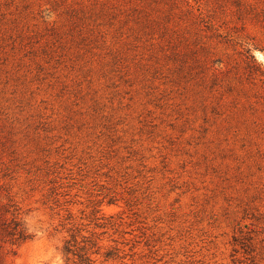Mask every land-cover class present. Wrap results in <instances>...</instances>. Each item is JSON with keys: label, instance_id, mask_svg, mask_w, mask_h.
I'll list each match as a JSON object with an SVG mask.
<instances>
[{"label": "rangeland", "instance_id": "1", "mask_svg": "<svg viewBox=\"0 0 264 264\" xmlns=\"http://www.w3.org/2000/svg\"><path fill=\"white\" fill-rule=\"evenodd\" d=\"M31 215L94 264H264V0H0V264Z\"/></svg>", "mask_w": 264, "mask_h": 264}, {"label": "clouds", "instance_id": "2", "mask_svg": "<svg viewBox=\"0 0 264 264\" xmlns=\"http://www.w3.org/2000/svg\"><path fill=\"white\" fill-rule=\"evenodd\" d=\"M27 232L39 238V243L20 250V254L13 258L14 264H65L61 251V238L46 239L47 233L43 229L47 226L44 217L31 215L24 217Z\"/></svg>", "mask_w": 264, "mask_h": 264}, {"label": "trees", "instance_id": "3", "mask_svg": "<svg viewBox=\"0 0 264 264\" xmlns=\"http://www.w3.org/2000/svg\"><path fill=\"white\" fill-rule=\"evenodd\" d=\"M17 235L22 240H26L29 236L22 230L18 231ZM81 242L77 241L76 237H72L71 240L64 242L62 247V253L64 256L65 264H94L95 260L91 258L93 254H100V247L97 242L91 238L82 237ZM94 252H92V250ZM105 261L110 259V254L105 253Z\"/></svg>", "mask_w": 264, "mask_h": 264}]
</instances>
